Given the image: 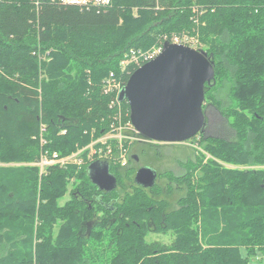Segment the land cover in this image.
Segmentation results:
<instances>
[{"label": "trees", "instance_id": "1", "mask_svg": "<svg viewBox=\"0 0 264 264\" xmlns=\"http://www.w3.org/2000/svg\"><path fill=\"white\" fill-rule=\"evenodd\" d=\"M195 5L204 9L198 28ZM195 27L215 63L204 111L217 108L235 138L201 132L190 139L202 147L197 159L182 174L165 175L168 186L185 189L175 208L161 197L171 188L144 187L113 160L117 186L109 190L89 174L96 158L41 172L44 153L87 146L111 131L120 110L131 120L128 101L106 86L113 73L124 86L141 65L122 68L130 50ZM228 81L229 104L220 97ZM151 232L174 238L148 240ZM263 257L264 0H0V264H250Z\"/></svg>", "mask_w": 264, "mask_h": 264}, {"label": "water", "instance_id": "2", "mask_svg": "<svg viewBox=\"0 0 264 264\" xmlns=\"http://www.w3.org/2000/svg\"><path fill=\"white\" fill-rule=\"evenodd\" d=\"M214 80L215 63L205 50L167 40L132 73L118 99L128 101L131 122L145 140L181 143L204 131L205 87ZM89 174L100 187L117 186L108 160L94 161ZM156 177L153 169L142 167L135 180L151 186Z\"/></svg>", "mask_w": 264, "mask_h": 264}, {"label": "rangeland", "instance_id": "3", "mask_svg": "<svg viewBox=\"0 0 264 264\" xmlns=\"http://www.w3.org/2000/svg\"><path fill=\"white\" fill-rule=\"evenodd\" d=\"M193 18L196 21V26L200 25V16L204 13L203 7L198 5L193 6L192 8ZM195 27L194 34L185 33L184 35H177L173 34L170 37L165 36L164 40L161 42L160 45L154 46L150 49H132L128 52L127 56H124V59L121 62V66L123 69H126L128 66L140 64L143 62L141 58L139 63H135V59L133 60V56H142L145 52L148 51H156L159 50L165 41L173 42L174 39L178 38L180 41L186 43V45L192 46L196 49H206L205 43L202 42L201 37L199 35V31ZM144 63H141V65ZM140 65V66H141ZM114 74V73H113ZM106 79V86L108 88L116 89V85L121 82L120 78L115 77L113 75ZM122 83V82H121ZM123 85V84H122ZM229 87L230 81L226 82L222 91H220V97L223 99L225 103L229 104ZM207 114V127L205 128V134L211 136L222 137L224 139L232 140L235 138V131L229 125V122L225 118L222 113L215 108L214 106H209L206 108ZM129 121H125L123 115L121 114V110L115 114L114 123L112 125L111 131L105 133L101 137L97 138L96 140L92 141L85 147H80L76 151H82L83 149L87 148V152L83 154V158L81 159V163H71L65 168L68 167H77L81 168L87 162H90L92 159L96 158L92 154L93 148H103L104 152H108L111 150L112 155L110 160L113 162L119 163L124 168L134 170L135 175L136 172L142 167H148L153 169L155 172H159L164 175L157 178L158 184L162 181L161 187L165 189L171 188L170 195V205L171 207L175 208L177 206L178 199L185 194V189L178 188L181 184L174 185L175 183H171L169 181V186L167 184V178L165 175L166 173H174V174H182L184 172V168L187 162L192 161L194 162L197 159V152L202 151V147L200 146L199 142H192L187 140L186 142L181 143H162V142H153L156 144L154 147H150L149 141H145L135 133L131 131L130 125H128ZM200 134V133H199ZM198 135V134H197ZM199 138V137H198ZM192 139V138H191ZM75 151V152H76ZM160 151V152H159ZM80 154V153H79ZM82 155V154H81ZM208 155V154H207ZM137 158V159H136ZM109 160V159H108ZM125 163V164H123ZM250 167V166H247ZM75 179L71 180L68 188L69 191L66 196L61 200V204L66 202L70 199V190L73 189L76 183ZM173 186V187H172ZM148 240H159L165 243H171L174 238L173 234H164L161 232L155 233L151 232L147 236ZM171 241V242H170ZM243 254H246L245 250L243 249ZM259 253L258 256H260ZM255 262V263H254ZM252 264H264V262L260 263L259 261H254Z\"/></svg>", "mask_w": 264, "mask_h": 264}, {"label": "built area", "instance_id": "4", "mask_svg": "<svg viewBox=\"0 0 264 264\" xmlns=\"http://www.w3.org/2000/svg\"><path fill=\"white\" fill-rule=\"evenodd\" d=\"M60 1L63 3L77 4V5H89V4L107 5V4L111 3V0H60ZM173 42L186 44L185 42L180 41L178 38L174 39ZM161 49H162V47L159 50H156L154 52H152V51L145 52L140 57L139 56H135V57L133 56L132 59L133 60L135 59V63H139L140 59L142 58L143 62H141V63H145V62L149 61L150 59L154 58L161 51ZM115 87H116V89L109 88V90H112V91L116 90L118 92V95H119V93L123 87L122 83L121 82L118 83ZM128 125H130L131 131H134L136 134H138V132L136 131L135 127L133 126L131 120L128 122ZM41 132L42 133L46 132L45 126L41 127ZM42 133H41L42 143H45V140L43 139ZM85 152H87V148L83 149L82 151H79V152L76 151V152H73L71 154H66V155H63V154L58 153V152H53V153L46 152L41 156L40 160L36 163V165H38L40 167V170L43 173L48 166H55L56 165V166L65 167V166L70 165L71 163H74V164L78 163L79 164V163H81V159L83 158L82 156ZM92 154L98 160H108V159L110 160V159H112L111 158V155H112L111 150H108V152H104L102 147L93 148ZM123 164H125V163H123Z\"/></svg>", "mask_w": 264, "mask_h": 264}, {"label": "flooded vegetation", "instance_id": "5", "mask_svg": "<svg viewBox=\"0 0 264 264\" xmlns=\"http://www.w3.org/2000/svg\"><path fill=\"white\" fill-rule=\"evenodd\" d=\"M205 104V103H204ZM205 115H206V124L208 125V123H207V114H206V110H205ZM207 125H205V128L207 127ZM205 128H204V131H203V133L205 134ZM222 138V137H221ZM144 140V139H143ZM145 141H148V140H145ZM149 142H151V141H149ZM137 159V158H136ZM159 172H156L157 173V177H156V180H155V182L154 183H156V184H158V182H157V178L158 177H161V172H160V170H158ZM136 174H137V172H136ZM135 177H136V175H135ZM158 185H162V181L160 182V184H158ZM108 186H110V185H108ZM143 186V185H142ZM144 187H148V186H144ZM105 188V187H104ZM172 195H162L161 197L162 198H165L166 197V199L169 201V203H170V197H171Z\"/></svg>", "mask_w": 264, "mask_h": 264}, {"label": "crops", "instance_id": "6", "mask_svg": "<svg viewBox=\"0 0 264 264\" xmlns=\"http://www.w3.org/2000/svg\"><path fill=\"white\" fill-rule=\"evenodd\" d=\"M262 262H264V257H263V260L260 262V263H262ZM255 263V262H254ZM250 264H252V263H250Z\"/></svg>", "mask_w": 264, "mask_h": 264}]
</instances>
